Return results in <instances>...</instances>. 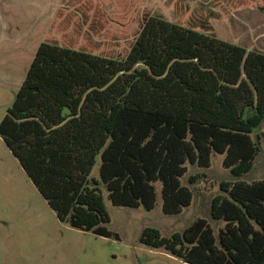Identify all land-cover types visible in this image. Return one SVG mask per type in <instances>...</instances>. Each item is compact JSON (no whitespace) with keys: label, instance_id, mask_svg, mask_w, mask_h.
<instances>
[{"label":"trees","instance_id":"1","mask_svg":"<svg viewBox=\"0 0 264 264\" xmlns=\"http://www.w3.org/2000/svg\"><path fill=\"white\" fill-rule=\"evenodd\" d=\"M0 136L61 222L118 240L101 184L115 206L153 211L162 183L163 212L179 216L195 199L187 165L224 155L235 180L211 213L225 226L147 228L141 243L187 264H264V181L243 180L263 151L262 53L151 15L124 59L45 42Z\"/></svg>","mask_w":264,"mask_h":264},{"label":"rangeland","instance_id":"2","mask_svg":"<svg viewBox=\"0 0 264 264\" xmlns=\"http://www.w3.org/2000/svg\"><path fill=\"white\" fill-rule=\"evenodd\" d=\"M147 15L264 54V0H0V125L42 43L124 59ZM261 146L254 170L243 178L248 183L264 181V137ZM224 158L214 154L209 169L187 165L182 183L195 199L179 216L163 212L162 183L153 211L115 206L101 184L111 216L107 226L118 240L61 222L0 136V264H187L143 245L142 234L155 228L171 237L199 218L218 233L225 224L213 220V200L222 183L235 180ZM100 167L99 157L91 179L101 182ZM198 175L207 178L191 184Z\"/></svg>","mask_w":264,"mask_h":264}]
</instances>
